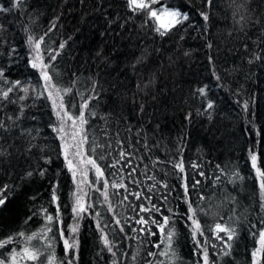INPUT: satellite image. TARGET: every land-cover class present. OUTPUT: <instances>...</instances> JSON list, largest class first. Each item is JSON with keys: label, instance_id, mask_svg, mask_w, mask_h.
Wrapping results in <instances>:
<instances>
[{"label": "trees", "instance_id": "trees-1", "mask_svg": "<svg viewBox=\"0 0 264 264\" xmlns=\"http://www.w3.org/2000/svg\"><path fill=\"white\" fill-rule=\"evenodd\" d=\"M161 2L169 6L180 4L183 7L186 0ZM240 2L215 0L214 7L206 8L201 0H193L186 10L190 13V21L198 27H187L188 22H185L180 31L173 29L164 38L159 37L151 27L141 29L142 16H134L121 29L119 24L132 15L124 6V0H104L103 5L99 6L97 0H83V3L81 0H26L23 10L0 12V24L4 26V30L0 31V67L5 69L9 81L20 80L33 85L41 82L38 70L30 67L31 55L26 37L28 34L37 37L43 35L55 20L56 27L48 32L45 44L42 45L43 48L56 49L60 43L67 41L61 55L54 62L60 74L54 76V80L67 85L75 73L80 80L77 87L81 90L91 88L88 77L99 82L101 99L95 110L101 115H108V135L105 136L102 131L104 121L90 118L89 124L85 126L89 140L95 137L98 143L111 144V148L107 149L111 154L104 161H99L102 165L119 159L121 145L117 144V140L123 141V150L131 153L128 157L131 167L137 168L132 179L139 183H132L127 177L130 168L125 167L123 172H118L119 165L117 169L107 168L106 176L109 181L124 177L123 183L129 191L151 195L152 202L161 207L162 214L172 216L177 233L173 245L179 257L177 264H198L201 261L189 226L191 222L184 215L187 204L182 199L180 179L184 174L173 167L180 159L184 161L191 199L196 202L193 206L199 204L209 213L198 215L202 227L212 226L219 221L237 230V236L231 242L230 257L219 254L220 242L214 239L212 233L205 231L210 244V261L215 260L216 264H252L251 254L259 246L258 232L264 228L260 181L250 159V151H254L258 155V167L264 170V60L248 63L254 52L264 56V43H260L264 36L260 26L247 19L251 17L254 20L264 10V0H250L247 5L250 11L245 13L241 9L234 19L233 13ZM0 6L10 7L11 0H0ZM98 7L101 10H97ZM104 8H107L108 19L119 14L120 21L110 27L105 19ZM197 9L208 11L207 24ZM239 15L246 16L245 21L241 22L244 31L240 30L241 24L236 22ZM57 16L59 20H56ZM183 27H187L186 32ZM181 35L183 40L180 39ZM209 43L211 48L208 47ZM245 44L248 46L247 51ZM13 48L15 52L11 51ZM98 51H101L100 56L96 55ZM185 52L189 55L185 56ZM142 54L147 59L133 69L132 64ZM47 59L45 53L46 62ZM153 73L155 84L143 91L138 90L137 84L143 88ZM201 87L206 88V96L197 93ZM22 94L17 91L11 95L15 98ZM32 96L34 94L22 102L29 105L25 109L23 126L39 130L32 158L17 152V148L22 150L25 146L24 141L8 139L4 145L13 155L9 162L0 165L3 169L0 171V184L11 182L16 190L8 203L0 208V239L18 232L26 235L39 232L45 224L41 208L55 216L56 205L51 202L53 184L59 185L57 194L65 236L71 235L69 229L75 222L72 213L75 184L66 168L62 142L49 127V124L55 123L52 102L44 97L36 100ZM209 101L214 103V108L205 111ZM76 103H79V97ZM92 103L96 104V101ZM141 103L144 105L143 112L139 111ZM245 104L248 105L247 110ZM17 107L8 105L0 114L14 116ZM189 113L190 119L186 118ZM18 131L14 129L12 137H16ZM86 148H90V145H86ZM100 152L98 148L94 155ZM44 156L51 157L53 162L45 164L42 159ZM192 164L200 167L194 169ZM217 165L225 167V176L214 185L215 176L220 175ZM30 168H47V173L44 177L34 174L31 178L20 179ZM200 171H203V176L198 174ZM234 172L239 173L242 179L231 175ZM149 177H155V180ZM90 179H94L93 174ZM193 180L201 181L195 190L191 189ZM156 182L169 185L171 195L167 204L158 199L166 192L159 184L152 193L148 192L149 186ZM109 192L118 217L122 218V222L123 218H128L125 232L136 239H127L118 230L113 235L112 229L116 225L112 222V215L107 212L106 205L102 204L100 193L90 187L88 200L96 202L95 210L102 212L103 220L109 223L110 228L106 231L109 239H114L119 246L118 250L114 249L117 258L126 252L128 255L123 257L122 264H146L147 260L153 259L147 253L157 251L152 244L159 242L158 229L152 225V231L157 232V235L150 237L133 233L131 229L141 227L135 223L134 218H138V206L147 202L129 195L128 200L121 205L119 201L128 192L111 188ZM199 195L205 199L199 201ZM168 208L173 209L177 215L173 216L167 211ZM140 215L147 218L149 214ZM155 218L162 220L160 213L155 214ZM57 227L59 225L54 222L49 236H56L55 256L57 261H63L65 252ZM205 237L198 236L197 239L203 243ZM78 241V264H112L113 257L103 248L93 216L82 219ZM32 244L42 249L41 241L33 240ZM212 244L216 245L215 249L211 247ZM12 247L16 245L7 246L4 250L6 255ZM19 247H23L22 239ZM137 250L139 255L136 261H132L131 256ZM45 255H41L39 260L47 264ZM156 259L166 258L158 256ZM21 264L38 262L22 261ZM260 264H264V256Z\"/></svg>", "mask_w": 264, "mask_h": 264}, {"label": "snow or ice", "instance_id": "snow-or-ice-1", "mask_svg": "<svg viewBox=\"0 0 264 264\" xmlns=\"http://www.w3.org/2000/svg\"><path fill=\"white\" fill-rule=\"evenodd\" d=\"M104 0H97V5H103ZM235 3L236 0H233ZM83 3V0H81ZM193 3V0H186L185 5L182 7L180 4L167 5L162 3L161 0H124V6L127 11L132 15L124 19L123 23L119 24V27L123 29L125 25L132 20L134 16H142V23L140 25L141 29L146 27H151L152 30L161 38H164L172 32L173 29L180 31L182 26L185 25V22H188L187 27H198L190 21V13L187 11V7ZM201 3L206 8H211L215 6V0H201ZM250 3V0H241L237 4L236 12L233 13V18L240 13L241 9H244L245 13L250 11L247 5ZM26 4V0H11L10 7L0 6V12L7 13L13 10H23ZM159 5V7H154ZM111 7V5H109ZM97 10H101L99 7ZM199 16L207 24L209 21V13L206 10L197 9ZM105 13V19L109 26L116 24L120 21L121 17L117 14L114 18L108 19L106 13L107 8L103 9ZM264 10L261 13L257 14L255 19L252 20L251 17L247 19L252 22L254 25H259L262 30V36H264ZM245 15H239V19L236 21L238 24H241V31H244V25L241 23L245 21ZM56 20H59V16L56 17ZM151 22V23H150ZM56 27V21H52L51 27L48 29V32L52 31ZM187 27H183V31H187ZM4 30V26L0 24V31ZM27 32V29H25ZM48 32H45L43 35L35 36L33 34H28L26 37V43L30 49L31 59L29 61L30 67L38 70L40 83L33 85L31 82L22 83L20 80L9 81L5 75V69L0 67V113H3V109L8 105H18L16 109V114L7 115L0 114V165L9 162V158L13 153L9 152L4 146L7 143L8 139H19L26 142L25 146L21 150L17 148V152L21 155H26L29 158H32V149L37 147L34 141L39 135V130L26 128L23 126V120L25 117V109L29 105L22 103L30 98L32 94L33 99H40L42 97L50 100L52 102L53 115L55 116V123L49 124V127L57 134V138L60 139L63 158L66 162V168L71 173L73 180L77 181L79 174V181L77 182L76 191L73 193V204H72V213L76 223L71 226L69 229L71 235L65 236V229L63 227V221L60 219V204L58 192V184L52 185V194L51 202L56 205V214L55 216L48 213L47 209L41 208L40 212L44 216L45 224L44 227L39 232H33L31 235H26L24 232H18L13 235H9L4 239H0V264H21L24 262H38V264H44L40 261L39 258L41 255H45V260L47 264H78L79 262V241H78V232H79V221L87 218V216H93L96 220V228L100 232L101 242L103 248L106 249L113 257L112 264H122L123 257L127 256L128 253H121V257L117 258L118 245L115 240L109 239V233L106 231L110 228L108 222L103 220V213L96 211V202H89L87 199L88 193L84 190L85 187L93 188L96 192H99L102 196V204L106 205V210L112 215V222L116 225L115 229H112L113 235H115L118 230L119 233L124 234L127 239H136L135 236H128L125 232V227L128 225V218L118 217L114 204L112 203L111 195L109 189H124L128 192V195H125L122 200L119 201L121 205L128 200V196H134L136 200H144L147 203H141L138 206L137 217L135 223L140 225L139 229L132 228L133 233L146 234L147 236H156L157 232L152 231V225H155L158 229L160 239L159 242L153 243L152 246L157 251H149L147 253L148 257L153 259L147 260L146 264H177L179 259L177 251L173 246L177 238V233L175 230V224L172 219V216L163 215L161 212V207L152 202L151 195H145L142 192H131L128 190V186L123 183L124 177H121L120 180H112L106 176L107 168L117 169L119 165L118 172H123L125 167L130 168V171L127 173V177L131 180L132 183H139L135 179H132L133 175L136 173L137 168L131 167V160L128 158L131 156V153H127L123 150L122 145L123 141L117 140V144L121 145V150L119 152V159L113 163L107 165H102L99 161H104L107 155L111 153L107 149L111 148L110 143L101 144L98 143L96 138L93 137L92 140H89V135L86 129V125L89 124L90 118L99 119L104 121V128L102 131L105 136L108 135L107 129L108 124V115H101L95 109L96 106L100 103V92L101 87L99 82L92 77H88V80L91 81V88L81 90L77 87L80 83L79 77L73 73V79L67 85L61 84L58 81L54 80V76H59L60 74L56 71L55 61L58 56L61 55L62 50L65 48L67 41H64L58 45L56 49H47L43 48L42 45L45 44V37L48 35ZM180 39L183 40V35L180 36ZM264 43V39L260 41ZM208 47L211 48V43L208 44ZM245 50L247 51V44L244 45ZM15 52L13 48L11 50ZM102 51V50H101ZM101 51L96 53L97 56L101 55ZM147 52V49L144 50ZM45 53H47V62L45 61ZM185 56L189 55L188 52L184 53ZM103 59H107L104 57ZM147 57L141 55L137 57L135 62L132 64V68L135 69L137 64L144 63ZM171 60V57L169 58ZM264 60V56L260 55L258 52H254L252 56L248 59V63L252 64L255 61ZM219 79V77H217ZM155 73H153L152 78L148 81L147 84L141 88L140 84H137V89L143 91L144 88L149 87L150 85L155 84ZM23 93L18 95L15 98L11 95L14 92ZM87 92V95H85ZM197 93L200 96H206V88L201 87L197 89ZM147 95V93H145ZM79 97V103H76V98ZM155 99V96L153 97ZM96 101V104L92 102ZM247 110L248 105H244ZM214 108V103L209 101L206 105L207 110ZM73 109H76L74 112ZM139 111H144V105L141 103L139 105ZM191 113L188 114V119H190ZM35 119V117H32ZM209 119L211 115L209 114ZM157 128L160 126L157 124ZM14 129H18V134L16 137H12V132ZM131 129H129L130 131ZM35 133V134H34ZM119 133H117V136ZM86 145H90V148H86ZM148 147L145 142L144 145ZM8 147H13V145H8ZM101 149L99 155H94L97 149ZM41 151H43L41 149ZM45 164H51L52 158L49 156L42 157ZM251 165L256 170L257 177L260 181V190H261V209H264V170L258 167V155L254 151H250ZM124 162L123 164L121 162ZM159 162V161H157ZM174 169H178L181 174H184L180 177L182 180L181 187L183 189L182 199L184 203L187 204V210L184 215L187 216V219L191 222L190 227L192 229V236L196 249L201 255V261L198 264H216L215 260L210 261L209 256V240L205 237V231L213 234L215 240L220 242V252L219 254L224 257H230L232 255V241L237 236L236 228L232 227L228 223H221L216 221L214 225L202 227L200 219L198 218L199 214L208 215L209 213L206 210L197 204L193 206L195 201L191 199L190 187L187 174H185V167L183 159H180L177 163L173 165ZM192 168L198 169L200 166L197 164H192ZM217 169L220 172V175L215 176L213 184L221 182V178L225 176V167L217 165ZM3 169L0 168V171ZM92 172L94 179H89V172ZM47 173V168H30L26 170L20 179L31 178L34 174H38L40 177H44ZM117 173H112L116 175ZM200 176H203V171L198 172ZM237 179H242L239 176V173H231ZM151 180H155V177H149ZM234 182V181H233ZM200 180H193L191 184V189L195 190L198 185H200ZM157 184L163 189L166 190L165 194L158 197V199L164 201L165 204L168 203L169 196L171 195V189L169 185L164 182H156L149 186L148 192L152 193L153 190L157 188ZM99 185V186H98ZM16 190V186L9 182L0 184V208H3L9 201L12 193ZM116 194H119L118 192ZM35 199V197H32ZM205 198L203 195L198 196L199 201H203ZM234 199V198H233ZM131 206V205H129ZM135 210V209H134ZM168 212L172 213L173 216L177 215L173 209L168 208ZM141 213H148V217L140 215ZM160 213L162 220H157L155 214ZM36 213H34L35 215ZM215 216V213H212ZM29 217L28 219H31ZM222 219V217H221ZM59 225L57 231L59 232V239L63 241V247L65 252V260L57 261L55 256V242L56 236H49V233L52 232L53 223ZM223 233V235H221ZM253 235H256L255 233ZM205 237L203 243L197 237ZM258 244L259 246L255 248L252 252V264H260V257L264 256V228L260 229L258 232ZM23 240V247H19L20 240ZM33 240H39L42 242V249L36 248L32 244ZM151 243V241H149ZM15 244L16 247H12L10 251L5 254L7 246ZM163 246V247H162ZM213 249L216 248L215 244H212ZM139 251L132 254V261H136ZM165 257V260L156 259V257Z\"/></svg>", "mask_w": 264, "mask_h": 264}, {"label": "rangeland", "instance_id": "rangeland-1", "mask_svg": "<svg viewBox=\"0 0 264 264\" xmlns=\"http://www.w3.org/2000/svg\"><path fill=\"white\" fill-rule=\"evenodd\" d=\"M85 147H86V146H85ZM91 174H92V172L90 171V172H89V179L91 178ZM72 178H73V177H72ZM73 181H74V180H73ZM78 181H79V174H78V177H77V181H74V184H75V191H76V187H77V182H78ZM84 190L88 193V191H89V187H85ZM87 199H88V197H87ZM81 221H82V220L79 221V225L81 224ZM75 223H76V221L74 222V224H75ZM74 224H73V225H74ZM73 225H72V226H73ZM261 257H262V256H261ZM261 257H260V262H261Z\"/></svg>", "mask_w": 264, "mask_h": 264}]
</instances>
